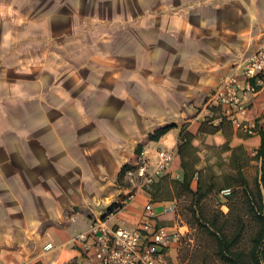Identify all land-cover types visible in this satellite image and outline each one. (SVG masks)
<instances>
[{
  "label": "crops",
  "instance_id": "crops-1",
  "mask_svg": "<svg viewBox=\"0 0 264 264\" xmlns=\"http://www.w3.org/2000/svg\"><path fill=\"white\" fill-rule=\"evenodd\" d=\"M128 2L143 38L99 54L83 49L85 4L71 10L77 23H54L59 8L47 9L41 14L52 24L41 27L27 20L31 0H0V264L81 260L68 228L77 221L85 231L104 216L139 139L177 125L147 145L151 170L163 139L176 146L180 124L197 134L202 118L193 108L264 35V0ZM35 27L48 37L28 38ZM228 124L193 140L197 168L230 164L231 151L212 152L224 143L254 155L259 134L243 136ZM129 201L115 220L121 226L136 225L147 206L156 216L170 205L143 189Z\"/></svg>",
  "mask_w": 264,
  "mask_h": 264
},
{
  "label": "built area",
  "instance_id": "built-area-1",
  "mask_svg": "<svg viewBox=\"0 0 264 264\" xmlns=\"http://www.w3.org/2000/svg\"><path fill=\"white\" fill-rule=\"evenodd\" d=\"M207 98L202 112L207 116L215 111L218 117L212 121L214 124L224 119L234 131L248 136L257 133L258 123L264 128V42L253 52L242 55L232 70L220 77L214 92ZM162 144L163 147L157 149V159L151 170L148 152L141 148L134 168L126 171L138 191L151 190L156 178L170 169L175 147L169 146L166 139ZM228 193L229 189L221 192L223 196ZM134 194L125 198L122 204ZM169 208L172 210V204ZM225 208V205L221 207L223 211ZM119 210L121 207H114L103 217L92 220L87 230L75 235L72 240L78 245L83 259L76 264H172L170 245L178 239L181 228L186 230L185 226L157 223L150 206L144 209L140 223L132 227L121 226L114 218Z\"/></svg>",
  "mask_w": 264,
  "mask_h": 264
},
{
  "label": "rangeland",
  "instance_id": "rangeland-1",
  "mask_svg": "<svg viewBox=\"0 0 264 264\" xmlns=\"http://www.w3.org/2000/svg\"><path fill=\"white\" fill-rule=\"evenodd\" d=\"M31 1L33 3L35 12L30 7L27 8V14L29 15V17H27V20H29L32 25L35 26L36 23H38L41 27L50 22V20H48V16L41 14L43 12H46L47 9L59 8L58 12L53 16L54 21H52L54 23H65V21H67L66 17L70 18L71 22L77 23L80 17L72 13L71 10L77 11V9L80 8L81 12V5L85 4V14H81L80 18L82 19V23L86 20V22L83 23L85 29L82 32L84 38L83 49L87 48L90 53L110 54L114 52L115 48H117V50L115 51L127 48V43L132 38H134L135 41H139L137 38H143L142 28L139 22L140 15H133L131 8L128 5V0H84L85 3L83 1L80 2V0ZM62 11L64 12L63 14L61 13ZM49 24H52V22H50ZM40 35L48 37L47 31L42 33L38 28L35 27L30 32H28L26 36H28V38H36L41 37ZM263 42L264 35L260 37L256 47ZM244 54H247V52L241 53L237 60ZM223 75H220V77ZM220 77L217 80H219ZM203 106L204 104L199 107L195 106L192 111L195 115H199L200 118H202L200 122H204L205 119H207L206 115H204L202 112ZM172 125L177 126L175 123ZM184 125L185 128H187L188 124L185 123L180 124V127ZM153 130L147 132V134L142 136L139 141L144 139ZM240 134L243 135V133ZM198 136L199 135L196 134V137L194 139H198ZM139 141L137 142V144L139 143ZM149 142L145 143L142 148H145L147 150V145L149 144ZM177 143L178 138L176 145ZM214 148H216L212 151L214 155L222 152L221 146H214ZM195 149L198 153V149L196 147ZM131 157L128 158L127 156V161L124 163H128ZM210 162L206 164V167L204 166V174L209 175L212 174V172L222 174L225 172L234 174L233 166H231V164H226L225 162H217V165H215L210 164ZM242 164L243 165L241 167V173L244 176L245 180L248 181V183L252 187L255 179L258 177L259 165L253 161H247ZM177 177L178 176L176 174H173V177H170V175L167 174L166 181L164 182L165 184L160 188L159 193L155 198H161L163 200L169 201V207H171L172 202V210L168 207L167 204V208L164 210V212L155 216L157 223L159 222L160 224L171 226L176 224L177 227L184 225L186 227V230L184 228H181L182 232L180 233L178 239L170 245V256L172 264H223L214 254L216 248L212 238L209 237L205 232H203L200 227L191 224L192 221H194V217L191 216V212L189 211L191 199L187 194L178 191L177 185L172 183L173 179H176ZM134 183L135 182L129 181L126 174L120 178H118L117 174L115 183L116 187L114 188V190L116 189V194L111 204L117 203L115 207L119 206L121 207V210H119L115 214V220L116 218L122 216L121 211H123L130 203V199H127V202L125 204H122L123 200L129 195L136 193L137 188ZM219 184H222V181ZM143 190L147 191L151 197H153V195L155 194V186H152L151 190H147L145 188H143ZM219 199L220 198H218L217 194L214 192L208 194L205 200L201 203V210L204 211L203 214L213 212L220 213L221 210ZM227 210L228 209L225 208L224 211H222L227 212ZM106 212L107 209L102 213L105 214ZM142 219L143 218L141 217L140 221H138L137 223H140ZM84 228L85 227L82 224L79 225V222L76 221L72 225H70V227L68 228V232L74 238L75 235L83 231ZM247 231V235L239 245V248H243L246 250L250 248L249 238L254 230L248 229Z\"/></svg>",
  "mask_w": 264,
  "mask_h": 264
},
{
  "label": "trees",
  "instance_id": "trees-1",
  "mask_svg": "<svg viewBox=\"0 0 264 264\" xmlns=\"http://www.w3.org/2000/svg\"><path fill=\"white\" fill-rule=\"evenodd\" d=\"M206 117L207 119L201 122L197 128L199 134H214L222 126L228 124L224 119H221L218 124H214L212 121L218 117L215 111ZM173 126L171 124L157 127L140 140L134 148L129 162L121 166L118 178L125 175L128 169L134 168V163L145 143L158 140ZM257 130L256 134H259L260 141L253 156H249L242 145L229 148L228 144L224 143L221 146L222 150L231 151L230 164L233 166L234 174L212 172L209 175L204 174L203 169L196 167L198 156L192 143L196 134L186 130L185 125L181 126L178 131V143L175 146L170 169L177 167L181 171V176L173 179L172 183L177 185L178 191L187 194L191 199L189 211L194 217L191 224L200 227L212 238L216 248L214 254L223 264H264V128L260 123L257 124ZM249 160L260 164L258 177L252 187L241 173L242 163ZM166 178L167 174L164 173L158 176L154 182V198L165 184ZM221 181L222 184H219ZM224 189H229V193L223 196L221 192ZM211 192L216 193L220 198L219 204L222 213L203 214L201 203ZM115 205L117 203L109 205L107 212L112 211ZM224 205L228 209L227 212H223L221 209ZM248 229L254 231L249 238L250 248L246 250L239 248V245L247 235Z\"/></svg>",
  "mask_w": 264,
  "mask_h": 264
}]
</instances>
